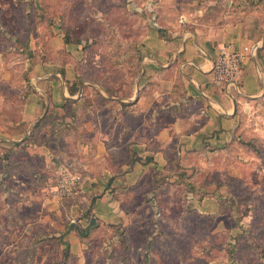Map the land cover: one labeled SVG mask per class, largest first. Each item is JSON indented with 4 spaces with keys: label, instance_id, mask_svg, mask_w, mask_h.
Instances as JSON below:
<instances>
[{
    "label": "crops",
    "instance_id": "1",
    "mask_svg": "<svg viewBox=\"0 0 264 264\" xmlns=\"http://www.w3.org/2000/svg\"><path fill=\"white\" fill-rule=\"evenodd\" d=\"M18 3L0 0V34L7 43L0 50V149L10 152L9 159L1 157L0 175L14 178L26 165L23 160L13 166L18 148H24V158L40 161L42 174L30 181L19 175L5 187L7 194L18 192L21 200H32L28 193L36 184L40 208L36 223L45 230L36 237L58 239L78 259L88 248L83 237L132 223L127 207L136 196L142 200L147 193L154 205L157 182L163 187L176 183L211 150L235 142L240 112L264 93V25L262 46L244 64L239 86L230 94L215 87L212 68L224 43L238 47L254 43L247 20L206 31L153 24L137 44L141 61L129 94L123 97V88L111 92L96 86L94 96L87 91L91 83H79L82 45L67 42L59 21L48 26L36 23L23 31L24 36L16 33L10 7ZM36 8L30 6L23 13L36 19L43 16L41 4ZM8 95L22 99L17 121L2 115ZM87 98H91L84 110L87 118L78 126L76 115ZM77 126L84 134L68 135ZM17 127L23 132L12 135L10 129ZM64 167H73L81 176L77 195L70 199L54 195L59 169ZM159 177L164 179L157 181ZM200 208L214 214L204 203ZM92 218L95 224L86 234Z\"/></svg>",
    "mask_w": 264,
    "mask_h": 264
},
{
    "label": "rangeland",
    "instance_id": "2",
    "mask_svg": "<svg viewBox=\"0 0 264 264\" xmlns=\"http://www.w3.org/2000/svg\"><path fill=\"white\" fill-rule=\"evenodd\" d=\"M18 1L17 7H10L16 33L24 36L23 31L36 23L48 26L59 21L67 39L82 45L79 83H91L87 91L94 96L96 86L111 92L123 88L121 95L129 94L141 61L137 44L156 23L206 31L247 20L254 43L262 41L264 14L258 13L264 12V0H41L37 5ZM39 3L43 16H25L23 11L30 6L36 10ZM6 47L0 34V50ZM4 99L2 115L17 121L22 99L12 95ZM90 99L83 101L76 115L78 126L87 118L84 110ZM246 104L235 142L211 150L176 183L163 187L157 182L154 205L147 193L142 200L136 196L127 207L132 223L83 237L88 248L78 259L58 239L36 237L45 233L41 222L36 223L40 212L36 184L30 185L32 200H21L18 192L7 194L5 187L18 181L19 175L30 181L42 174L40 161L24 158V148H18L13 166L23 160L26 165L14 178L0 175V264H264V93ZM78 126L68 135H83ZM69 151L74 153L72 148ZM3 156L6 152L0 149V172ZM203 203L214 214L201 212ZM10 207L15 211L9 212ZM29 224L33 225L27 228Z\"/></svg>",
    "mask_w": 264,
    "mask_h": 264
},
{
    "label": "built area",
    "instance_id": "3",
    "mask_svg": "<svg viewBox=\"0 0 264 264\" xmlns=\"http://www.w3.org/2000/svg\"><path fill=\"white\" fill-rule=\"evenodd\" d=\"M260 48V42L241 47L233 43H224L218 50L212 68L215 87L223 93L230 94L232 88L239 86L244 64L255 57ZM80 181L81 176L73 167L60 168L54 195L64 199L73 198L77 195Z\"/></svg>",
    "mask_w": 264,
    "mask_h": 264
},
{
    "label": "water",
    "instance_id": "4",
    "mask_svg": "<svg viewBox=\"0 0 264 264\" xmlns=\"http://www.w3.org/2000/svg\"><path fill=\"white\" fill-rule=\"evenodd\" d=\"M94 224H95V219L92 218L91 221H90V223H89V225H88V227H87V229H86V234H89L90 229H91V227H92ZM72 228H73V226H72Z\"/></svg>",
    "mask_w": 264,
    "mask_h": 264
},
{
    "label": "trees",
    "instance_id": "5",
    "mask_svg": "<svg viewBox=\"0 0 264 264\" xmlns=\"http://www.w3.org/2000/svg\"><path fill=\"white\" fill-rule=\"evenodd\" d=\"M66 40H67V42L69 41V40L67 39V36H66ZM31 137H32V136H31ZM6 156H7V159H9L10 152H7V153H6Z\"/></svg>",
    "mask_w": 264,
    "mask_h": 264
}]
</instances>
